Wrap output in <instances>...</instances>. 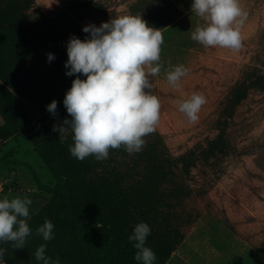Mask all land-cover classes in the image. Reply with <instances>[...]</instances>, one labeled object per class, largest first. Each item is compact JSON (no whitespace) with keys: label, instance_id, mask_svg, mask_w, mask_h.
<instances>
[{"label":"rangeland","instance_id":"obj_1","mask_svg":"<svg viewBox=\"0 0 264 264\" xmlns=\"http://www.w3.org/2000/svg\"><path fill=\"white\" fill-rule=\"evenodd\" d=\"M74 1L0 0V37L24 50L36 49L39 33L57 27L67 41L73 36L84 41L90 33L81 27H99L122 15H141L164 37L163 67L150 77L151 93L161 104L160 120L140 152L129 154L121 147L110 149L106 160L89 156L80 161L68 150L74 144L71 130L63 139L55 131L64 156L80 167L83 177L82 166L97 164L106 179L89 190L93 205L119 209L118 224L128 237L136 224L147 223L151 231L146 246L164 257L165 264H264V88L253 83L264 73V0H239L248 13L239 51L205 47L191 39L196 27L206 23L184 7L193 0H181L183 6L175 0H80L88 9L81 18L69 13ZM41 15L47 20L43 26L38 25ZM51 19L59 22L53 25ZM179 65L188 74L175 89L166 75ZM59 77L51 78L53 85L66 86L65 94L72 82L68 86L70 77ZM194 92L202 93L206 103L197 121L190 122L176 102ZM63 101H56L55 115L33 109L12 136L0 140V199L27 197L33 202L28 221L32 231L24 248L0 245L8 249L6 264H42L35 259L41 244L60 264H77L67 228L53 224L49 241L36 234L45 220L52 222L48 208L57 202L36 181L54 185V175L34 144L54 125L67 127L63 121L72 118ZM179 160H188L186 167ZM186 168L191 175L184 185Z\"/></svg>","mask_w":264,"mask_h":264},{"label":"clouds","instance_id":"obj_2","mask_svg":"<svg viewBox=\"0 0 264 264\" xmlns=\"http://www.w3.org/2000/svg\"><path fill=\"white\" fill-rule=\"evenodd\" d=\"M191 11L203 18L204 26H197L191 39L205 47L239 51L243 44L241 28L248 13L239 0H193ZM90 33L84 41L71 37L67 44L68 61L66 73L83 74L72 81L66 92L64 106L71 120L64 126H53L60 139L71 130L74 144L69 152L83 161L89 156L106 160L110 149L121 147L129 153H138L146 144L145 137L155 132L160 120V100L151 93L150 77L161 72V45L164 37L159 28L149 26L141 15H122L102 23L99 27L87 25ZM54 59L48 54V61ZM188 74L183 65L167 71L166 79L172 88L178 89L180 81ZM178 110L190 122H196L206 98L194 92L190 97L177 100ZM47 110L55 115L57 102L53 100ZM59 139V140H60ZM32 200L25 197L0 199V245L12 249L24 248L31 234L29 227ZM54 225L45 220L37 227L36 234L43 240L53 239ZM147 223L135 225L129 240L137 250L135 260L142 264H154L156 255L146 246L150 234ZM46 245L35 251V259L42 264H60L59 257L53 260L45 254ZM6 247L0 246V264H6Z\"/></svg>","mask_w":264,"mask_h":264},{"label":"trees","instance_id":"obj_3","mask_svg":"<svg viewBox=\"0 0 264 264\" xmlns=\"http://www.w3.org/2000/svg\"><path fill=\"white\" fill-rule=\"evenodd\" d=\"M175 1L183 6L181 0ZM80 2L74 1L73 7L69 9V13L75 17L85 14L87 8V4ZM191 6L192 4L184 5L190 12ZM78 17L81 18L80 15ZM38 20L40 26L47 21L43 15ZM58 22L51 19L53 25ZM61 30L67 31L65 28ZM68 38L56 27L52 33H39L40 40L36 49L24 50L19 44L10 43L0 37V140L12 136L15 129L24 124L33 109L42 113L53 100H64L66 93L62 92L66 86L61 87L57 82L53 85L51 78L60 75V80L62 76H69L66 74L69 68L65 67L68 61ZM51 43L55 47L50 48ZM50 53L54 55V59L49 62ZM69 77L68 86L77 77L86 79L83 74H73ZM253 83L263 89L264 73H260ZM34 146L54 175V185L42 184L37 177L36 181L55 197L57 206L49 207L48 214L54 225L68 229L64 231L70 235L74 262L142 264L134 258L137 250L133 247V242L120 229L119 209L111 207L99 210L93 205L89 190L94 186L103 185L106 181L103 174H98V165L82 166L83 177L80 167L66 159L58 135L51 129L46 130ZM9 153L12 155V152ZM178 162L181 167H186L183 160ZM12 164L17 165L14 161ZM183 173L185 178L182 181L185 185L184 181L190 177L191 171L186 168ZM154 264H165L164 257L156 255Z\"/></svg>","mask_w":264,"mask_h":264}]
</instances>
